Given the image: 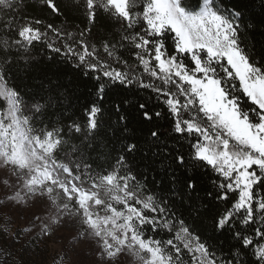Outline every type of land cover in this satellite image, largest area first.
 Instances as JSON below:
<instances>
[{
    "label": "snow or ice",
    "instance_id": "1",
    "mask_svg": "<svg viewBox=\"0 0 264 264\" xmlns=\"http://www.w3.org/2000/svg\"><path fill=\"white\" fill-rule=\"evenodd\" d=\"M65 230L51 264H264V0H0V264Z\"/></svg>",
    "mask_w": 264,
    "mask_h": 264
},
{
    "label": "rangeland",
    "instance_id": "2",
    "mask_svg": "<svg viewBox=\"0 0 264 264\" xmlns=\"http://www.w3.org/2000/svg\"><path fill=\"white\" fill-rule=\"evenodd\" d=\"M18 223L20 222L18 221ZM68 236L69 232L65 230L58 237H53L52 240L47 241L46 251H44L42 254L37 251V255L34 257V259L39 260L43 258L46 264H51L54 256L69 248Z\"/></svg>",
    "mask_w": 264,
    "mask_h": 264
},
{
    "label": "trees",
    "instance_id": "3",
    "mask_svg": "<svg viewBox=\"0 0 264 264\" xmlns=\"http://www.w3.org/2000/svg\"><path fill=\"white\" fill-rule=\"evenodd\" d=\"M33 14L38 16V17H41V18H45V19L48 18L47 17V13L46 12H42L39 8H37ZM56 22L59 23V20H56ZM80 91L84 92L85 89L81 88ZM221 239H223V237H221Z\"/></svg>",
    "mask_w": 264,
    "mask_h": 264
}]
</instances>
